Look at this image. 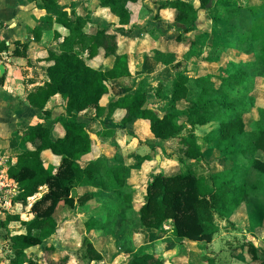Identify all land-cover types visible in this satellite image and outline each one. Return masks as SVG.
Segmentation results:
<instances>
[{
	"label": "rangeland",
	"instance_id": "374dc122",
	"mask_svg": "<svg viewBox=\"0 0 264 264\" xmlns=\"http://www.w3.org/2000/svg\"><path fill=\"white\" fill-rule=\"evenodd\" d=\"M15 1L18 6H24L21 0ZM34 1L39 2L30 0ZM167 1L172 0H121L131 14L130 23L122 26L118 16L111 9L101 7L99 0H59L58 7L41 20V27L47 32L42 42L32 45L28 59H14L16 57L11 53L16 48L15 43L9 45L7 52L0 53V67L7 66L6 72L1 73L0 70V85H11L9 90L15 101L17 95L47 81L48 74L40 59L49 50L61 52L69 30L55 21L58 9L75 12L85 18L87 25L84 30L89 33L95 34L104 28L119 29L123 39L121 48L129 53L131 76L114 81L110 94L103 102L109 105L139 88H145L148 93L147 107L161 117L175 114V120L181 127L174 138L160 140L144 120L122 125L110 122L105 116L96 117L93 109L79 113L78 118L84 122L97 144L95 152L84 160L101 159L110 169L123 167L125 184L114 186L111 181L101 178L102 186L82 190L93 194L92 198L84 201L77 199L74 190L73 204L64 201L58 205L55 218L60 229L57 234L45 239L42 245L25 249L22 260L33 255L42 256L46 245L53 243L57 247L55 258L70 256L71 261L78 264H128L137 252L153 253L163 258L166 264H263L264 194L258 197L248 192L238 204L221 207L215 215V234L210 242L178 239L171 220L160 222L151 229L142 224L141 207L146 202L149 184L155 180L162 181L188 172L207 177L223 173L236 181L235 188L238 190L245 183H256L259 178L250 155L234 154L239 144L231 151L227 147L205 143V156L196 160H185L178 151L180 139L191 133L211 140L220 132L249 133L261 119L264 111L261 42L251 39L248 15L234 17L235 22L230 18L232 7L245 8L251 0H209L199 12L191 32H187L184 25L173 23V12L164 6ZM190 1L201 3L200 0ZM14 24L15 19L3 21L0 30ZM127 29L132 32L126 34ZM57 30L62 35L59 39L55 36ZM17 31V39H26L31 34L26 24L19 26ZM27 42H31L30 38ZM160 42L164 44V51L172 50L177 54L174 62L166 64L156 59L153 49L156 46L160 48ZM82 55L88 58L87 53ZM114 59L100 56L88 62L107 69ZM240 70L245 72L243 82L230 91L236 99L235 109L229 115L232 122L224 126L217 121L193 126L194 117L189 113V106L200 93L196 80L207 74L232 76ZM180 74L191 79L190 95L188 100L174 103L172 93ZM60 97L53 102L57 115L48 121L54 140L64 134L63 121L68 117L66 100ZM13 106L8 92L0 90V264H16L19 258L12 237L28 232L25 223L10 222L8 217L19 215L22 221L32 220L33 203L48 191L46 187L41 188L40 193L30 199V205L24 207L14 203L20 191L18 183L4 179V175H9L10 165L15 164L18 154L25 150L24 140L31 126L29 123V126H22L14 114L8 118ZM41 116L44 118L43 114ZM30 119L36 117L30 115ZM106 126L115 128L109 139L99 136ZM257 155L264 158L261 152ZM45 159L48 162L49 156L46 155ZM33 233L38 234L37 231ZM84 235L87 236L85 242L82 241ZM89 243L100 254L98 259L91 256L87 247Z\"/></svg>",
	"mask_w": 264,
	"mask_h": 264
},
{
	"label": "trees",
	"instance_id": "16d2710c",
	"mask_svg": "<svg viewBox=\"0 0 264 264\" xmlns=\"http://www.w3.org/2000/svg\"><path fill=\"white\" fill-rule=\"evenodd\" d=\"M100 6L109 8L118 16L119 23L126 26L130 23V11L121 0H99ZM140 2L141 0H130ZM192 3L190 0L167 1L164 6L170 9L173 23L182 24L187 32L194 30L199 12L208 4L209 0ZM59 0H39L37 7L41 10H52L58 7ZM248 15L251 24V39L260 40V53L264 61V0H251L247 7H232L231 19L236 16ZM69 30L64 37L60 53L49 50L40 60L48 74V80L31 91L25 98L27 105L44 111L50 99L60 94L66 100L67 118L63 121L66 134L62 138L53 140L51 129L46 122L33 124L29 127L27 138L24 140L25 150L17 156L15 164L9 167V178L17 182L20 191L14 203L24 207L30 205V199L40 193L42 187L48 191L32 205L34 218L22 221L19 215H10L8 220L23 222L27 225V233L12 237L19 260L16 264H71L68 256L54 258L56 247L46 245L42 256L33 255L22 260L24 250L42 245L45 239L56 234L60 226L55 218L60 202L74 203V190L80 201L92 198L88 190L80 194L79 188L102 186L101 178L111 181L114 186L125 184L126 175L123 167L110 169L101 159L85 162L83 158L93 150L92 139L78 114L89 109L95 111L96 117L107 115L116 124L126 125L135 119H143L157 139L170 140L181 130L175 120V114L168 113L161 117L157 112L147 107L148 93L145 88H139L109 105L103 99L110 94L112 83L121 78L130 77L129 53L121 48L122 37L119 29L104 28L97 33H89L84 28L87 20L75 12L69 13L65 9H58L55 20ZM132 31L125 30L126 34ZM45 30L35 27L32 30L33 41L43 40ZM57 39L61 38L56 31ZM13 51L14 57L29 58V42L17 41ZM163 42L160 48L154 47L157 60L170 64L177 54L164 51ZM162 48V49H161ZM9 46L0 38V52H7ZM82 53H87L88 58ZM114 57L111 67L103 69L89 64V60L97 57ZM245 72L240 70L232 76L207 74L196 80L200 90L197 99L189 106V113L194 117L193 126H204L217 121L223 126L232 122L230 113L235 109V97L230 91L243 82ZM191 79L180 74L175 82L172 93L174 103L188 100ZM50 112L45 111L46 117ZM113 131L104 129L99 136L109 137ZM248 141V143H247ZM205 143H214L217 147L233 148L235 155H250L253 168L259 173L256 183H245L238 190L235 180L226 174L217 173L210 177L196 176L192 172L170 176L162 181L155 180L147 188L146 202L141 207V220L144 227L156 228L160 222L171 220L174 225L175 237L189 241H212L215 234V215L219 209L228 204H238L242 196L250 193L254 196L264 194V158L257 153L264 154V111L258 119L256 128L246 133L235 132L228 134L220 132L217 136L201 137L191 133L179 141L178 151L185 160H196L205 156ZM232 151V150H231ZM49 156L48 162L45 159ZM59 160L58 163L56 160ZM239 196L238 199L235 197ZM73 230V229H72ZM37 231L38 234L33 232ZM87 236L82 237L85 242ZM88 250L94 259L98 254L91 243ZM129 264H166L163 258L149 252L135 254ZM215 264V263H214ZM264 264V262H263Z\"/></svg>",
	"mask_w": 264,
	"mask_h": 264
},
{
	"label": "crops",
	"instance_id": "0c3cea01",
	"mask_svg": "<svg viewBox=\"0 0 264 264\" xmlns=\"http://www.w3.org/2000/svg\"><path fill=\"white\" fill-rule=\"evenodd\" d=\"M8 1L10 2V4L8 3ZM21 3L24 4V6H18V3H16L15 0H0V23H2L3 21H7L8 19H15L16 20V24H14L13 27H9L8 29H1L0 30V38L2 40H5L8 44V46H13L14 43H16L17 41H22V42H27L28 39L30 38V43H29V57H30V52H31V47L33 44H38L36 42L33 41V35H32V30L35 28V27H41L42 26V19L44 20L46 16H48V14L51 13L50 10H41L37 7V1H34V2H30V0H21ZM21 11V12H20ZM8 23H11V21H9ZM27 25V30L28 31H31V34L27 36L26 39H17L16 36H15V33L18 32L17 31V28L19 26H23V25ZM29 25V26H28ZM23 28V27H22ZM42 28V27H41ZM45 30V33L47 32V30L45 28H43ZM63 29H67L65 27H63ZM25 31V29H24ZM58 31V30H57ZM60 32V31H58ZM44 37H45V34H44ZM42 42V41H41ZM40 43V42H39ZM16 46V44H15ZM44 50L41 51V53L43 52ZM1 53V52H0ZM5 53V52H3ZM40 53V54H41ZM12 56H13V53H11ZM14 59H17L14 58ZM4 67V70L6 72V69H7V66L6 65H1ZM0 70H1V67H0ZM47 80H48V75H47ZM11 85H8V83H5L4 86L0 85V90H3V91H7L8 94L11 96L12 98V101L14 103V106L10 109L9 111V116L8 118L12 117L13 114L14 116L16 117V119L19 120L20 124L22 126H25L27 123H29V125H33V124H37V123H40V122H43L45 121L46 122V126H48V121L50 122L53 117H55L57 115V113L55 112V108L53 107V102H55V100H57L61 95L58 94L54 97H52L50 99V101L48 102L47 106H46V109L44 111H41V110H38L34 107H31L29 105L26 104L25 102V98L26 96L31 92L33 91L35 88L38 87V85H35L34 87H30L28 90H25L24 93H21L19 95H17V100L14 101V95L11 93V91L9 90ZM61 98V97H60ZM17 101V102H16ZM104 101V99H103ZM104 103V102H103ZM105 104V103H104ZM65 110V109H64ZM13 111V113H12ZM45 111H48L50 112V117H46L45 115ZM16 112V113H14ZM85 112V111H84ZM82 113V112H81ZM41 114L44 115V118H42ZM30 115H33L36 117V119H30ZM104 117V116H103ZM105 118L107 120L108 117L107 115H105ZM7 120V119H6ZM135 120H143L141 118H138V119H135ZM134 120V121H135ZM82 121V120H81ZM111 122V120H109ZM2 124V122H1ZM28 125V124H27ZM28 125V126H29ZM50 128V127H49ZM106 129H109V130H112L114 131L115 128L114 127H105ZM51 129V128H50ZM65 129V128H64ZM88 131V130H87ZM117 133V132H116ZM66 134V130H64V134L63 135H60L58 138H62L64 137ZM51 135H52V131H51ZM117 136V135H116ZM91 137V136H90ZM57 138V139H58ZM111 138V136L109 137H104V139H109ZM55 139V140H57ZM92 139V144H93V150L90 154H88L87 156H85L84 158L88 157L89 155L93 154L97 148V144L94 143V140L93 138L91 137ZM54 140V139H53ZM24 150V149H23ZM22 153V152H21ZM20 154V153H19ZM18 154V155H19ZM83 158V160H84ZM85 161V160H84ZM85 162H91V161H85ZM9 176V175H8ZM9 180H11L9 178ZM13 181V180H12ZM43 188V187H42ZM84 188H79L78 189V192L80 194H83L84 191ZM38 195V194H37ZM35 197V196H34ZM33 198V197H32ZM58 222V221H57ZM57 234V233H56ZM55 235V234H54ZM51 237V236H50ZM49 239V238H48ZM53 244V243H51ZM54 245V244H53ZM55 246V245H54ZM56 247V246H55ZM57 249V247H56ZM139 253V252H137ZM135 253V254H137ZM150 253V252H149ZM135 256V255H134ZM133 256V257H134ZM61 257H65V256H61ZM60 257V258H61ZM69 259H70V263L71 264H78V263H74L71 261V257L68 256ZM55 258V256H54ZM161 258V257H160ZM56 259H59V258H56ZM133 259V258H132ZM132 261V260H131ZM130 261V262H131ZM129 262V263H130ZM128 263V264H129Z\"/></svg>",
	"mask_w": 264,
	"mask_h": 264
},
{
	"label": "water",
	"instance_id": "95a60500",
	"mask_svg": "<svg viewBox=\"0 0 264 264\" xmlns=\"http://www.w3.org/2000/svg\"><path fill=\"white\" fill-rule=\"evenodd\" d=\"M4 67L3 66H1V73H4Z\"/></svg>",
	"mask_w": 264,
	"mask_h": 264
},
{
	"label": "built area",
	"instance_id": "2783aa9c",
	"mask_svg": "<svg viewBox=\"0 0 264 264\" xmlns=\"http://www.w3.org/2000/svg\"><path fill=\"white\" fill-rule=\"evenodd\" d=\"M5 178L8 179V181H9V176H8V175H6V176L4 175V179H5Z\"/></svg>",
	"mask_w": 264,
	"mask_h": 264
}]
</instances>
